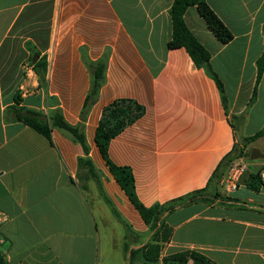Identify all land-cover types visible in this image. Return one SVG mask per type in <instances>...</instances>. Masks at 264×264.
Masks as SVG:
<instances>
[{"label": "crops", "instance_id": "crops-1", "mask_svg": "<svg viewBox=\"0 0 264 264\" xmlns=\"http://www.w3.org/2000/svg\"><path fill=\"white\" fill-rule=\"evenodd\" d=\"M173 2L0 0V255L7 264H129L122 220L93 193V179L81 186L83 145L63 128L53 127L48 138L15 119V107L46 114L59 107L69 123H79L92 84L88 60L106 61L85 121L88 155L107 175L103 188L121 218L141 234L133 248L150 232L95 142L106 106L118 99L142 106L110 141L109 157L132 169L145 206L206 187L233 145L264 128V73L257 83L264 0H207L234 35L227 43L197 5L184 14L210 52L225 102L185 47L168 46ZM41 58L48 63L43 83L34 67ZM249 178L229 192L222 178L218 195L170 212L172 235L162 255L195 250L218 264H264V186L253 190Z\"/></svg>", "mask_w": 264, "mask_h": 264}, {"label": "trees", "instance_id": "trees-1", "mask_svg": "<svg viewBox=\"0 0 264 264\" xmlns=\"http://www.w3.org/2000/svg\"><path fill=\"white\" fill-rule=\"evenodd\" d=\"M192 5H197L207 25L222 42L227 43L232 40L234 36L232 31L211 8L207 0H174L170 8L173 32L168 46L170 48L185 47L197 66L205 68L208 74L215 79L225 102L223 83L210 63V52L191 32L184 19L186 10ZM87 62L92 73V84L86 97L81 112V121L79 123H69L64 118L59 107L53 108L48 114L27 106L15 107V119L25 122L48 138L51 135L53 127L63 128L69 131L74 139L83 145L85 156L79 157L78 160L80 171H83L82 175L80 173L81 186L86 189V181L93 179L98 185L100 194L110 205L112 212L122 220L126 227L123 252L129 264H189L190 259H193L192 264H218L210 257L195 250H183L162 255L164 246L169 242L172 235V227L167 223L166 216L179 207L197 201H208L207 195H213V197L218 195L217 184L226 175L232 161L242 156L249 157L250 153L246 151L248 144L263 136L264 128L252 136L241 137L239 142L233 145L232 149L218 163L206 187L186 193L166 202H157L151 206H145L136 193L135 177L132 169L128 166L114 163L109 157L110 141L128 124L140 117L143 111L142 106L130 99H118L106 106L96 129L95 142L109 171L120 187L125 191L132 204L137 208L143 220L148 225L150 232L149 239L144 245L133 248L131 247V241L141 237V234L134 232L130 225L121 218L114 203L105 192L98 170L93 160L88 155L89 147L86 144L84 132L85 121L92 104L96 101L100 86L104 79L106 61L105 58H102L98 61L88 60ZM47 65L46 58H41L34 63L36 73L42 83L46 80ZM257 67L258 83L264 73V50L257 60ZM19 100L20 98L16 97V101L19 102ZM55 103L57 104V102ZM263 174L264 167L256 173H251L247 185L253 190H259L261 186H264ZM0 264H7L4 262L1 255Z\"/></svg>", "mask_w": 264, "mask_h": 264}, {"label": "built area", "instance_id": "built-area-1", "mask_svg": "<svg viewBox=\"0 0 264 264\" xmlns=\"http://www.w3.org/2000/svg\"><path fill=\"white\" fill-rule=\"evenodd\" d=\"M249 165L245 157H239L232 161L226 175L223 177V183L226 191L237 190L246 177H250ZM264 178V174H263Z\"/></svg>", "mask_w": 264, "mask_h": 264}, {"label": "rangeland", "instance_id": "rangeland-1", "mask_svg": "<svg viewBox=\"0 0 264 264\" xmlns=\"http://www.w3.org/2000/svg\"><path fill=\"white\" fill-rule=\"evenodd\" d=\"M234 122L235 124L239 127V121L238 119H234ZM261 146H264V139H260L258 140L257 142H251L250 144H248V148L251 149H258L259 151H261L259 148H262ZM246 161L248 162V165H249V170L253 173H256L260 168H261V163H264V155L262 157H260L259 159H251L250 157H245ZM98 170V173H99V176H100V179L102 182H105L106 179L108 178L107 175L100 169H97ZM90 181V180H89ZM92 182V189H93V193H96L98 195H100V192H99V188H98V185L96 184L95 181H91ZM90 189V188H89ZM92 189L91 192H92ZM116 219V218H115ZM117 221V220H116ZM119 223V222H118ZM119 225V224H118ZM121 225V224H120Z\"/></svg>", "mask_w": 264, "mask_h": 264}, {"label": "water", "instance_id": "water-1", "mask_svg": "<svg viewBox=\"0 0 264 264\" xmlns=\"http://www.w3.org/2000/svg\"><path fill=\"white\" fill-rule=\"evenodd\" d=\"M37 57H38V55L37 54H35L34 55V60H36L37 59ZM262 156V153H261V151H259L258 149H252V151H251V158L252 159H257V158H259V157H261ZM193 263V259H190L189 260V264H192Z\"/></svg>", "mask_w": 264, "mask_h": 264}]
</instances>
